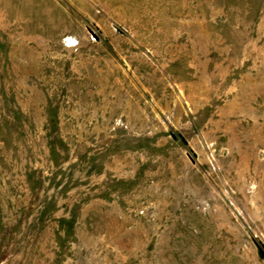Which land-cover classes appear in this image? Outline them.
Listing matches in <instances>:
<instances>
[{
    "label": "rangeland",
    "instance_id": "374dc122",
    "mask_svg": "<svg viewBox=\"0 0 264 264\" xmlns=\"http://www.w3.org/2000/svg\"><path fill=\"white\" fill-rule=\"evenodd\" d=\"M0 264H264V0H0Z\"/></svg>",
    "mask_w": 264,
    "mask_h": 264
}]
</instances>
